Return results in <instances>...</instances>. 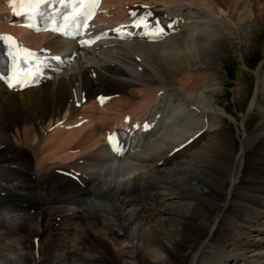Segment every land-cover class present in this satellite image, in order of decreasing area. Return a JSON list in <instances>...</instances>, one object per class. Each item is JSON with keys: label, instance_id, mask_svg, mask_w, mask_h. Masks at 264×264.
Instances as JSON below:
<instances>
[{"label": "bare ground", "instance_id": "obj_1", "mask_svg": "<svg viewBox=\"0 0 264 264\" xmlns=\"http://www.w3.org/2000/svg\"><path fill=\"white\" fill-rule=\"evenodd\" d=\"M7 1L0 36L77 57L36 89L0 83V264H136L141 256L167 264L203 254L208 264H264V237L248 236H264V64L246 111L259 103L258 127L234 155L216 126L227 113L215 61L247 48L244 27L264 26V0H103L107 12L92 29L106 39L84 50L10 27ZM140 9L166 18L169 34L119 40L117 28ZM119 129L129 138L114 159L105 139Z\"/></svg>", "mask_w": 264, "mask_h": 264}, {"label": "rangeland", "instance_id": "obj_2", "mask_svg": "<svg viewBox=\"0 0 264 264\" xmlns=\"http://www.w3.org/2000/svg\"><path fill=\"white\" fill-rule=\"evenodd\" d=\"M251 27H244V31L251 33L249 34L250 37L247 44L248 46L247 48L241 47L240 55L236 49L231 48L226 52L225 56L221 58L220 63H218V59L215 60L217 65L216 69L220 75L217 81V87L220 88L221 93L218 103L227 113V115H224L221 118V121H217L216 126L222 130V134L224 138H226L227 148L229 152L232 154L234 153V155L239 154L243 140L255 131L256 127H258V119H260V117L258 118L257 116V114L260 115L258 111L260 109V106L258 105L259 103L257 104V108L255 109L254 113H250L249 115L246 114L248 106L255 95L257 80L255 72L261 63L264 64V26L260 28L253 24ZM240 31L242 32L243 28ZM241 57H243L242 60ZM259 96L260 95H258V100L260 102L261 96ZM243 117L245 120H243ZM239 172L240 169L237 167L235 170L236 176H238ZM225 179V189L227 190L229 188V179ZM223 191L224 190L222 187L220 191H217V193L219 194ZM171 206L165 205V207H169L170 210L173 211L172 214L175 216L177 209L174 210ZM201 227L203 228L204 225L201 224ZM261 228L264 227H260V229ZM249 233L250 234H248V236L251 240L259 241L264 237L263 234L261 235L262 231L252 230ZM234 234L236 236V233ZM240 236L241 235H239V237ZM243 236L244 234H242V237ZM69 239L72 241L73 237H70ZM42 240L45 241L44 238H42ZM240 242L245 244L244 240L241 238ZM108 243L110 248H114V246L111 244V241L108 240ZM186 247L187 246L185 243L182 242L175 251L180 253V251ZM211 249L212 252L220 253L215 246H213ZM230 249L231 248H228L226 251L229 252L231 251ZM194 251L196 252V250ZM249 251L250 253H248V256L255 255L258 252V250L254 249H250ZM61 253L62 251H58L55 253V255ZM52 254H54V252ZM204 255L208 254H203L201 256L198 255L196 260H192L190 257L186 260H181L178 255H175L173 256V262H167V264H191V262H193V264H208L204 258ZM137 259L139 262L136 264H141L142 256L138 257ZM254 260L251 261L254 262ZM148 261H150L151 264H160L161 262L154 258H149ZM130 263L131 262L126 261V264Z\"/></svg>", "mask_w": 264, "mask_h": 264}, {"label": "snow or ice", "instance_id": "obj_3", "mask_svg": "<svg viewBox=\"0 0 264 264\" xmlns=\"http://www.w3.org/2000/svg\"><path fill=\"white\" fill-rule=\"evenodd\" d=\"M45 2H47V0H9V7L14 10V14H28V19L31 21L32 19H34L35 15L39 14V6ZM91 2L93 5H96L98 4L99 0H91ZM147 15H150V13L146 14V17ZM146 17L144 20L138 21L134 26L139 27L142 25L145 29L146 34L152 36L163 35V27L160 25V22L154 21L152 23H149ZM28 26L31 27V23ZM52 30L56 31L58 29ZM5 41L8 42L9 55L12 58L14 66L13 75L8 80L9 87L13 88V90H16L19 87L28 86L29 84L34 83L40 68L43 67V61L40 60L39 56L36 53L24 49L22 45H18L17 42L13 41L11 37L0 36V43H3ZM88 43L89 42L85 41L84 45L87 46ZM18 63L22 65V67L17 70L16 65ZM29 64L32 65V68L25 70ZM100 99L101 102H103L104 98ZM147 127L148 125L145 124L144 128L146 129ZM108 139L109 144L112 146L113 150L119 154L122 149L120 148L115 135H110Z\"/></svg>", "mask_w": 264, "mask_h": 264}]
</instances>
